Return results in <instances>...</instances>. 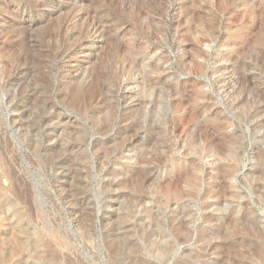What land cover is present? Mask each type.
I'll use <instances>...</instances> for the list:
<instances>
[{
  "label": "rangeland",
  "instance_id": "374dc122",
  "mask_svg": "<svg viewBox=\"0 0 264 264\" xmlns=\"http://www.w3.org/2000/svg\"><path fill=\"white\" fill-rule=\"evenodd\" d=\"M0 264H264V0H0Z\"/></svg>",
  "mask_w": 264,
  "mask_h": 264
},
{
  "label": "bare ground",
  "instance_id": "6f19581e",
  "mask_svg": "<svg viewBox=\"0 0 264 264\" xmlns=\"http://www.w3.org/2000/svg\"><path fill=\"white\" fill-rule=\"evenodd\" d=\"M198 111H199V110H198ZM199 112H200V111H199ZM200 113H201V112H200ZM200 131H201V130H200ZM195 133H196V132H195ZM201 133H202V132H201ZM202 134H203V133H202ZM196 135H198V134L196 133ZM194 136H195V135H194ZM195 137H196V136H195ZM191 141H192V140H191ZM191 141H190V142H191ZM190 142H189V144H190ZM195 142H196V140H195ZM192 143H194V141H192ZM194 144H195V143H194ZM214 144H215V143H214ZM221 144H223V143H221ZM195 145H196V144H195ZM195 145H192V146L195 147ZM190 146H191V144H190ZM187 147H188V146H187ZM193 147H192V148H193ZM196 147H197V146H196ZM213 147H214V146H213ZM188 148H189V147H188ZM197 148H199V147H197ZM209 148H210V147H209ZM209 148H208V149H209ZM201 149H202V148H201ZM204 149H205V148H204ZM206 149H207V148H206ZM221 149H222V148H221ZM188 150H189V149H188ZM191 150H193V149H191ZM193 151H194V150H193ZM198 151H199V150H198ZM205 151H206V150H205ZM199 152H200V151H199ZM212 153H213V152H212ZM217 156H218V155H217ZM217 156H216V157H217ZM219 159H220V158H219ZM221 168H222V167H221ZM223 169H224V168H223ZM228 170H229V169H228ZM219 171H220V169H219ZM225 171H226V170H225ZM222 172H224V170H222ZM177 173H178V172H177Z\"/></svg>",
  "mask_w": 264,
  "mask_h": 264
}]
</instances>
